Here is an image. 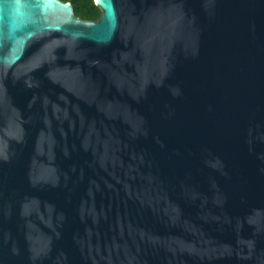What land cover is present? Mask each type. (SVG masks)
Segmentation results:
<instances>
[{
  "label": "water",
  "instance_id": "1",
  "mask_svg": "<svg viewBox=\"0 0 264 264\" xmlns=\"http://www.w3.org/2000/svg\"><path fill=\"white\" fill-rule=\"evenodd\" d=\"M0 0V264H264V0Z\"/></svg>",
  "mask_w": 264,
  "mask_h": 264
},
{
  "label": "trees",
  "instance_id": "2",
  "mask_svg": "<svg viewBox=\"0 0 264 264\" xmlns=\"http://www.w3.org/2000/svg\"><path fill=\"white\" fill-rule=\"evenodd\" d=\"M61 1L71 3L75 15L84 20L97 21L100 17V10L94 4V0H61Z\"/></svg>",
  "mask_w": 264,
  "mask_h": 264
}]
</instances>
